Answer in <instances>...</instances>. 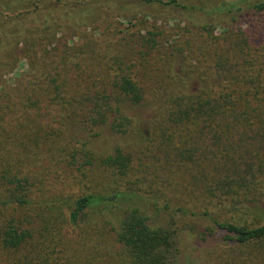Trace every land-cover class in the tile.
I'll use <instances>...</instances> for the list:
<instances>
[{"label":"trees","instance_id":"16d2710c","mask_svg":"<svg viewBox=\"0 0 264 264\" xmlns=\"http://www.w3.org/2000/svg\"><path fill=\"white\" fill-rule=\"evenodd\" d=\"M99 1L0 0V264H100L108 255L96 262L84 246L75 249L90 210L104 219L127 264H181L182 233H222L236 248L264 249V29L258 25L264 0L229 4L223 25L194 23L181 0H135L154 10V20L165 14L194 31L176 26L168 43L157 21L145 26L136 15L120 14L136 33L115 34L119 51L104 73L99 65L106 56L97 41L107 33L87 39L80 50L74 43L78 28L91 26L84 20L102 10L93 6ZM241 20L249 22L247 29L238 26ZM17 51L28 70L7 80ZM152 57L147 78L136 75L140 61ZM94 68L100 75L92 78ZM156 74L167 91L153 98L158 103L143 138L154 144L148 152L155 163L160 156L173 164L171 175L155 176L170 190L148 197L138 176L107 195L78 198L64 221L52 211L54 203H34L32 177L23 169L34 150L43 146L53 157L73 151L75 159V149L57 141L69 123L126 134L132 121L122 105L143 104V82L154 83ZM83 149L80 156L91 159ZM131 161V153L117 148L100 163L127 178ZM62 230L76 235L73 244Z\"/></svg>","mask_w":264,"mask_h":264},{"label":"rangeland","instance_id":"374dc122","mask_svg":"<svg viewBox=\"0 0 264 264\" xmlns=\"http://www.w3.org/2000/svg\"><path fill=\"white\" fill-rule=\"evenodd\" d=\"M254 1L256 0H181L180 3L187 7L189 11L185 16L194 23L210 20L209 22L213 24L223 25L229 21L230 16L225 10L229 4L253 3ZM93 6L100 7L102 10L98 14L84 20L89 21L91 26L89 29L78 28L74 43L78 44L77 46H79L78 49L80 50L84 46L82 43L87 39L92 38L95 40L97 33H107L105 39L97 41V48L106 56V60L99 65L102 73L108 68L106 61L111 63V57L119 51V48L116 47L115 34L124 32L131 35L136 33V29L131 28L127 21L120 17V14H125L129 19L136 15L139 18L138 20L146 21L145 26L153 25L157 21L156 25L167 29L165 38L168 43H170L172 38L176 37V32L174 31L176 26L181 29L187 27L189 33L194 31L192 26L188 27L181 20L174 21L172 18L165 20V14L163 13L162 20H154L152 18L155 15L154 10L140 5L135 0H100L98 4ZM158 9L157 11H159ZM199 9H202L203 12L212 11L214 17L198 12ZM170 14L172 15V13ZM176 14L178 15V12ZM258 20V25L264 29V18L262 17ZM238 26H242V29H247L249 22L241 20ZM219 31L217 30L216 33ZM161 39L160 43L169 45L164 38ZM20 54L19 51L15 52L17 59L15 70L5 79L12 81L28 70V64L22 59ZM153 59L152 57L140 61V64L135 69L136 75L142 73L147 78L144 69L148 72L152 68ZM147 63L150 64L147 66ZM107 72L111 75V71ZM88 75L95 78L100 74L98 69L94 68L89 70ZM154 76L158 78L155 81L153 79L155 84L149 80L143 82L146 91H148L143 104L140 106H130L128 103L122 105L123 111L121 108V112L132 121L131 128L126 134H116L110 129V126L88 132L69 123L63 128L64 138H58L57 141L65 145L68 150L75 149V159L72 160L70 158L74 153L73 151H70L69 154L63 153L61 156L53 157L44 152L43 146L34 150L37 155L33 159V154H31L23 167L25 174L32 177L30 190L34 203L42 202L43 204L47 203V205L54 203L51 208L52 211L56 215L60 211L63 215L60 218L64 221L67 220L68 208L78 198L90 193L107 195L111 193L112 188L124 186L126 182H130L129 180L138 176L142 181L143 179L146 180L143 183L144 191L148 197H158L161 192L170 190L162 182H156L155 176L158 174L163 178L164 171L165 177L171 175L170 170L174 171L173 164L168 163L167 160L160 156L155 158L157 161L155 163L154 159H152V154L148 152V149L153 148L154 144L148 140L145 141L143 138V135L147 137L148 123L156 111V103L158 102L153 98L167 91V81L158 74ZM150 90L154 91V93H151ZM82 91H85V89ZM82 147H84V152L87 151L91 155V159H83L80 156L79 153ZM117 148H122L124 152L131 153L132 161L127 178L114 176L110 169L103 167L100 163L101 159L110 156ZM66 155H69V158ZM157 165L160 166L158 170L156 168ZM43 214L46 216L48 212L44 210ZM54 218L56 217L54 216ZM87 221L88 225L84 224L81 228L84 234L87 233L85 235L86 238L83 237L84 234L79 238V246L75 247V249H78L77 253L84 246L90 252L89 260L94 259V261L100 262L102 259L100 256L108 255V258L102 259L100 264H127L126 256L114 244L113 233L110 229L104 227L105 221L100 219L98 212L90 210ZM57 226H62V221H58ZM63 231H61L63 237L73 244L76 235L72 237L73 234L71 232L65 233ZM223 238L224 235L222 233H215L205 238L182 233L179 240L181 264H264V252H262L264 249L236 248L232 243L223 242ZM84 259L88 260L86 257Z\"/></svg>","mask_w":264,"mask_h":264}]
</instances>
